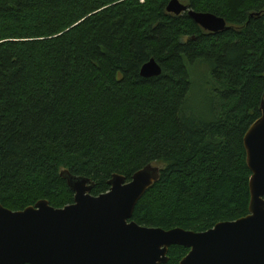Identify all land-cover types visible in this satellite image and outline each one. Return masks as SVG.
Segmentation results:
<instances>
[{"label": "trees", "instance_id": "obj_1", "mask_svg": "<svg viewBox=\"0 0 264 264\" xmlns=\"http://www.w3.org/2000/svg\"><path fill=\"white\" fill-rule=\"evenodd\" d=\"M171 0H0V205L74 203L61 174L94 197L148 166L135 209L147 228L204 233L249 215L244 137L264 100V0H181L225 19L212 34ZM152 59L162 75L144 79ZM210 70L209 114L190 107L191 70ZM169 250L167 264L189 254Z\"/></svg>", "mask_w": 264, "mask_h": 264}, {"label": "water", "instance_id": "obj_2", "mask_svg": "<svg viewBox=\"0 0 264 264\" xmlns=\"http://www.w3.org/2000/svg\"><path fill=\"white\" fill-rule=\"evenodd\" d=\"M167 12L188 14L205 32L217 34L225 19L191 10L171 0ZM162 75L152 59L141 70L144 79ZM261 117L247 131L244 147L250 179L249 215L196 233L182 228H147L133 221L135 209L158 182L161 169L148 166L131 182L113 176L110 191L91 193V179L61 174L74 193V203L56 209L48 201L13 212L0 205V264H167L172 247L188 249L181 264H264V100Z\"/></svg>", "mask_w": 264, "mask_h": 264}, {"label": "rangeland", "instance_id": "obj_3", "mask_svg": "<svg viewBox=\"0 0 264 264\" xmlns=\"http://www.w3.org/2000/svg\"><path fill=\"white\" fill-rule=\"evenodd\" d=\"M191 78L193 91L190 97V107L198 115L209 114V108L212 104L208 97L211 80L209 68L205 65L192 68Z\"/></svg>", "mask_w": 264, "mask_h": 264}]
</instances>
